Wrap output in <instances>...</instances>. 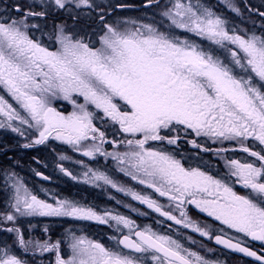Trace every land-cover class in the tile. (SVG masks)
I'll list each match as a JSON object with an SVG mask.
<instances>
[{"label": "snow or ice", "instance_id": "6c2138e0", "mask_svg": "<svg viewBox=\"0 0 264 264\" xmlns=\"http://www.w3.org/2000/svg\"><path fill=\"white\" fill-rule=\"evenodd\" d=\"M222 3L243 15L234 0ZM129 7L112 0H33L0 11V129L26 140L25 149L58 141L92 161L111 159L120 173L167 204L84 160L75 161L83 168L79 174L63 163L58 168L73 181L110 186L168 221L264 264V11L248 9L261 18L257 31L255 22L252 29L238 27L202 0L164 5L145 0L144 8L161 9L160 21L152 23L117 15ZM57 13L67 14L72 25L57 23L46 32L38 21ZM81 19L88 23L77 28ZM189 136L236 147L203 148ZM182 139L218 156L238 150L254 159L222 156L224 174L212 175L185 166L175 151ZM6 177L12 195L8 210L0 212V231L15 239L11 247L0 246V264H27L15 254L16 245L34 255L53 253L54 264H213L179 239L128 216L55 193L41 199L15 172ZM189 207L218 226L194 221ZM37 216L109 225L117 233L110 237L115 244L70 232L65 256L62 240L25 239L17 221Z\"/></svg>", "mask_w": 264, "mask_h": 264}, {"label": "flooded vegetation", "instance_id": "af4514ba", "mask_svg": "<svg viewBox=\"0 0 264 264\" xmlns=\"http://www.w3.org/2000/svg\"><path fill=\"white\" fill-rule=\"evenodd\" d=\"M123 2L130 5L131 7L118 11L117 15L121 16L123 13L133 14L134 16H140L142 13V6L137 0H116L113 3ZM137 3V4H136ZM13 4H20L22 7V1L19 0H0V11L4 8H10ZM29 4L26 2L25 6ZM11 15H16L15 12H10ZM59 16L57 14L50 15L46 21H38L42 25H45V31L52 29L54 24L59 23L57 21ZM61 23V22H60ZM67 23V22H66ZM88 21H83L82 26L87 25ZM68 24V23H67ZM38 36L40 35L37 33ZM68 108L65 110L67 111ZM3 134H0L2 136ZM196 139L197 144L202 145L203 148L217 149L220 147H227L232 149L236 147L234 143L219 142L213 143L209 140L208 144H212V147L206 146L205 137H194L189 136L188 140ZM18 141H23L22 137L18 135H10L6 138L0 139V147H4L3 143L14 144L15 149L11 153H6L5 156L0 155V168L5 167L12 168L13 164H19L18 167L23 172L24 182L30 185H36L37 190L32 191L37 194L41 199H49L52 193L57 194L58 188L61 198H69L79 201L83 204L95 207L98 211L107 209L114 213H119L130 217L135 220L137 224L141 226L149 225L154 230L161 234H167L173 236L174 239H179L185 247L193 251H198L206 259L213 262V264H256V262L249 257H244L242 254L236 253L230 249H226L222 245H217L214 240H209L206 237H201L199 233L193 232L191 229H186L182 225H176L172 221H168L166 218L161 217L158 213H155L151 209H148L146 205L140 204L138 201H134L130 196L124 193L118 192L110 186L96 187L91 184H85L83 182L73 181L70 177L65 176L59 171L58 164L62 163L59 159L60 155H64L65 149L70 146H61L60 142L49 141L46 145H40L33 148H23L18 145ZM48 145H51L48 147ZM251 146V144L249 145ZM53 147V148H52ZM109 151L112 149L109 146H105ZM168 150H173L174 146H166ZM71 157L74 161L70 163V166H64L74 174H79L83 171V168L75 163L78 159L86 160L87 164H94L101 171H107L108 174H113V178H117L115 174H118L114 161L111 159L105 160L103 157H98L96 161H92L87 157H83L79 153L74 152L71 147ZM253 150H259V147ZM178 157L183 159L186 167H200L202 170L209 171L212 175H223L225 172L224 160L222 156L229 158H236L241 160H253L254 158L248 156V154L242 151H229L222 153L219 156L214 151H203L193 147L189 142L182 139L179 142V146L175 147ZM13 156V157H11ZM70 156V155H69ZM15 159L13 161L12 159ZM209 160H208V159ZM76 159V160H75ZM41 172L45 176H48L49 180H44L42 177L37 176L36 172ZM120 183L127 187H132L135 190L149 194L154 199H158L160 203L167 204L166 198L159 197L158 194L154 193L153 190L147 189L144 186L136 184L131 181L128 177L120 173ZM237 190H241L237 186ZM58 195V194H57ZM65 195V196H64ZM44 197V198H42ZM8 198L0 196V212L8 210ZM135 209V211L133 210ZM190 217L201 225L207 223L210 229L218 226L219 222H215L213 218L207 217L206 214L200 213L198 210L189 207L188 209ZM146 213V215H142ZM178 214V213H174ZM30 222L39 223L35 229H30L28 224ZM17 225L22 229L25 239H38L43 242L46 238L50 237V241L62 240V254L67 256L70 254V249L67 247V241L70 232H74L77 236H85L88 239L99 241L107 247H113L115 242L110 237L117 235L113 227L109 225H102L95 221H81L74 220L72 218H59V217H22L17 221ZM171 225V227H169ZM11 226V225H6ZM47 228L48 232L45 233L44 229ZM189 237L191 239H189ZM15 237L14 234L0 231V246L7 244L8 246L13 245ZM195 241V243H193ZM254 249L260 247V242H251ZM211 250V251H209ZM15 254L20 256L21 259L25 260L27 264H54L53 253L40 254L38 251L36 254L32 252L25 253L18 245L15 246Z\"/></svg>", "mask_w": 264, "mask_h": 264}, {"label": "rangeland", "instance_id": "374dc122", "mask_svg": "<svg viewBox=\"0 0 264 264\" xmlns=\"http://www.w3.org/2000/svg\"><path fill=\"white\" fill-rule=\"evenodd\" d=\"M17 1H19V0H17ZM21 1H22V5L23 6H25L26 2H28V1H29V4L33 3V0H21ZM114 1H116V0H112V2H114ZM36 2H39V0H36ZM140 2H141V0H140ZM143 2H145V0H143L141 3H143ZM168 2H169V0H161V4L162 5L167 4ZM202 2L205 3L206 5H209V6L213 7L214 10L218 14L226 17L232 24H235L238 27H247L249 29H252L253 28V23L255 22L256 30L257 31L259 30V25H260L261 21L258 18H260V17H258L257 15L251 14L249 12L248 8H251V9L254 8V9H259L261 11H264V0H244V2H243V0H234L236 5L241 8V10L243 12L242 16H237L234 12L230 11L226 7V5L224 3H222V0H202ZM160 11H161V9L154 7V8H151V9L143 10L142 13L140 14V16H134L133 14L123 13V15H121V17L140 19V20H142L145 23H152L154 21L155 22H159L160 19H161L160 15H159ZM57 15L59 16V19L57 20V21H59V23L60 22L61 23H66L67 22L68 25H72V20L67 14L57 13ZM83 21H86V20L85 19H81L76 27L77 28L86 27V25L82 26ZM50 31H51V29H47L46 30V32H50ZM61 105H62L63 110H66L68 108L67 111H71V105H69L67 102H61ZM0 134H3L2 136H0V139L4 138L5 136L7 138L10 135L11 136L12 135H17L15 133H12L9 130H2V129H0ZM17 142H18V145L21 146L23 143H26L27 141L26 140H23V141H18L17 140ZM208 143H209V140H208V138H206V143H205L206 146L207 147H212L213 146L212 144H208ZM3 144L6 147H3V146L0 147V155L4 154V156H5L6 153H8V152L11 153V151H12L11 148H14V144H6V143H3ZM60 145L67 147V145L62 144L61 142H60ZM49 146H51V145H48V147ZM69 149H70V147L69 148L67 147V149H65L64 155H67V156L70 155V157H71L72 153H71V150H69ZM11 157H13V156H11ZM15 159H12V160L15 161ZM78 160H80V159H78ZM82 160H84V159H82ZM84 161H85V163L87 162L86 160H84ZM61 162L65 163L68 166H70V163H73L74 161L71 159L69 161H61ZM18 165L19 164L14 163L12 168L5 167V168L0 170V196L3 197V198L7 197L8 201H10V197H11L12 193H11L10 187L8 186L10 182L7 181L6 173L15 172L24 181V177H23V172L22 171L25 172L26 168H24V170H22V168L20 169L18 167ZM79 166H81V165H79ZM89 166H91L93 168H97L94 164H91V163H89ZM114 166L116 167L115 164H114ZM1 167L2 166L0 165V168ZM117 172H118V174H115L117 176V178H113L112 177L113 174H111V173L109 175L114 180H116L118 183H120V172L118 170H117ZM25 184L28 186V188L31 191H36L37 190V186L36 185L35 186L34 185H30L29 183H25ZM105 186H107V185H105ZM56 189H57L56 190L57 194L60 197V192H59L57 187H56ZM42 198H44V197H42ZM25 224H28V227L30 229H35L38 226L39 223L30 222V223H25Z\"/></svg>", "mask_w": 264, "mask_h": 264}, {"label": "trees", "instance_id": "16d2710c", "mask_svg": "<svg viewBox=\"0 0 264 264\" xmlns=\"http://www.w3.org/2000/svg\"><path fill=\"white\" fill-rule=\"evenodd\" d=\"M135 1V0H134ZM143 0H141V2H142ZM144 3V2H143Z\"/></svg>", "mask_w": 264, "mask_h": 264}]
</instances>
